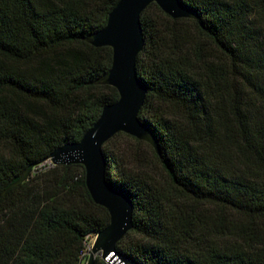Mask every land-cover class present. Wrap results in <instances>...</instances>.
<instances>
[{
	"label": "trees",
	"instance_id": "obj_1",
	"mask_svg": "<svg viewBox=\"0 0 264 264\" xmlns=\"http://www.w3.org/2000/svg\"><path fill=\"white\" fill-rule=\"evenodd\" d=\"M118 2L0 0V264H84L85 240L109 225L84 167L49 158L119 98L95 84L112 50L85 41ZM179 2L198 20L149 5L136 59L138 120L166 185L110 146L122 133L102 147L106 182L133 208L116 252L137 264H264V0Z\"/></svg>",
	"mask_w": 264,
	"mask_h": 264
},
{
	"label": "water",
	"instance_id": "obj_2",
	"mask_svg": "<svg viewBox=\"0 0 264 264\" xmlns=\"http://www.w3.org/2000/svg\"><path fill=\"white\" fill-rule=\"evenodd\" d=\"M151 4L157 5L171 19L198 20L179 0H119L110 12L105 27L85 38L94 48L108 47L112 50L111 68L95 84L113 87L119 98L102 110L99 119L79 142L64 145L49 158L53 166H83L86 187L92 200L109 213V225L96 235L85 264H95L97 257L106 264H137L116 252V245L133 228V208L124 195L106 182L102 147L115 135L124 133L150 144L158 152L155 137L138 120L146 96V89L136 73V59L145 44L140 17ZM31 170L32 167L26 169L10 188L24 183Z\"/></svg>",
	"mask_w": 264,
	"mask_h": 264
},
{
	"label": "rangeland",
	"instance_id": "obj_3",
	"mask_svg": "<svg viewBox=\"0 0 264 264\" xmlns=\"http://www.w3.org/2000/svg\"><path fill=\"white\" fill-rule=\"evenodd\" d=\"M186 29L193 33V26L190 24H187ZM141 142V143H139ZM111 147L115 148V151L119 152L121 158L123 161H125L127 164H130L132 168H144L149 176H151L157 183L160 185H166V176L161 170V168L158 166V163L156 162L154 155H153V147L143 141H139L135 139L134 137H131L129 135H126L122 133L119 137H116V139L112 142L110 145ZM177 203L180 207H189L195 211H202V213H210L212 215L218 214L215 210L211 209L209 212L208 210L205 211V209H202L201 206L195 205L190 201L186 200H177ZM219 215V214H218ZM225 219H232L235 218L231 217L230 214H223ZM94 240L91 239L88 243L87 252L90 251V248L93 244ZM86 261L84 262V264Z\"/></svg>",
	"mask_w": 264,
	"mask_h": 264
},
{
	"label": "built area",
	"instance_id": "obj_4",
	"mask_svg": "<svg viewBox=\"0 0 264 264\" xmlns=\"http://www.w3.org/2000/svg\"><path fill=\"white\" fill-rule=\"evenodd\" d=\"M95 237H90V238H87L85 240V252L83 253L82 258L88 255V253H89V252H87L88 243L90 242L91 239L95 240Z\"/></svg>",
	"mask_w": 264,
	"mask_h": 264
}]
</instances>
